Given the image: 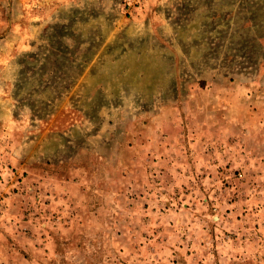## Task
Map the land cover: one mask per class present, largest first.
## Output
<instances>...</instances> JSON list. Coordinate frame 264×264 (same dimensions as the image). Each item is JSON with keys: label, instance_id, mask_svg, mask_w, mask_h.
I'll return each mask as SVG.
<instances>
[{"label": "rangeland", "instance_id": "374dc122", "mask_svg": "<svg viewBox=\"0 0 264 264\" xmlns=\"http://www.w3.org/2000/svg\"><path fill=\"white\" fill-rule=\"evenodd\" d=\"M0 264H264V0H0Z\"/></svg>", "mask_w": 264, "mask_h": 264}]
</instances>
